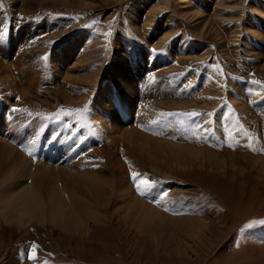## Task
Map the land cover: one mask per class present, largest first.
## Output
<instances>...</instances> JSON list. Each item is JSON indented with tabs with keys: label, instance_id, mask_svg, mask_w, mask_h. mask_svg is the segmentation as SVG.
<instances>
[{
	"label": "rangeland",
	"instance_id": "1",
	"mask_svg": "<svg viewBox=\"0 0 264 264\" xmlns=\"http://www.w3.org/2000/svg\"><path fill=\"white\" fill-rule=\"evenodd\" d=\"M0 27V139L23 149L34 127L19 121L43 115L84 168L160 213L137 229L112 199L84 239L2 224L0 264H264V224L246 226L264 220V0H0ZM62 107L82 112L56 120ZM144 135L169 147L148 152ZM133 172L155 182L143 195Z\"/></svg>",
	"mask_w": 264,
	"mask_h": 264
},
{
	"label": "bare ground",
	"instance_id": "2",
	"mask_svg": "<svg viewBox=\"0 0 264 264\" xmlns=\"http://www.w3.org/2000/svg\"><path fill=\"white\" fill-rule=\"evenodd\" d=\"M20 39L21 42L23 40L21 35ZM69 51L67 50V53L65 52L66 57H70ZM71 51L73 52V48ZM27 52L30 53V51ZM11 65H14V63H11ZM8 67L9 64L3 66L1 72L3 73V78L9 74ZM28 68L30 69L29 66ZM124 68H126L125 71ZM127 68V64L125 66L122 65L123 72L129 76L130 73L129 70L127 73ZM23 70V68H20V72ZM30 71L26 69V71H23L25 74H22L28 81L31 74L35 73ZM31 77L34 79V76ZM32 79L29 83L32 85H29L25 80L26 86L25 84L24 86L26 89L22 90H27V86H34L36 80L34 79L33 81ZM129 85H131L130 80ZM35 87L37 86L35 85ZM31 100L30 98L28 101ZM123 103L124 106H128V101H123ZM105 106H108V108L104 112L110 116L112 122L117 124L118 118L113 117L114 106L111 103ZM94 109L93 111L96 114L97 110ZM1 114L2 110L0 108V118L2 116ZM15 116L18 120L21 118V115ZM31 117H27L26 119L22 118L19 121L20 124H23L31 120L29 127H34L29 133L27 142L25 143L23 140V149H19L20 147L15 148L12 146V142L9 143V141L0 139V231L2 228H5L4 226L15 229H25L33 225L40 227L50 226L52 228H59L66 233L79 234V237H83L82 239H84V237L88 236L89 231L86 227V222H103L104 218H106L103 209L106 208L107 203L110 204L109 201L112 199L114 200H112L114 202L112 213L124 212L126 216L124 213L122 214L126 217V221L130 222V224L133 223L137 229H142L144 226L150 225V223L152 224L157 218H160V213H157L152 207L146 205L141 199L136 198L134 194L132 195L130 192L132 190L127 191L128 189L122 187L121 184L116 185L114 180L109 178L114 174L112 175L111 173L112 176L107 177L105 173L106 176L104 174L101 175L102 173L97 174L95 172L96 169H92L93 167L90 169L84 168L83 166L89 164L90 160L82 159L81 157L76 158L77 153H74L73 149L79 146V140L74 141L71 145L72 148L68 149L67 144L71 136L69 134L66 135V131H61V129L55 132L50 131L52 124L48 122L52 120L50 119L49 121L43 115H34ZM43 127L44 130H42ZM129 129H126V131L124 129L125 132H123L125 139L131 140L132 144L135 138L141 136H131L132 132ZM18 131H16L11 140H16L15 136L18 135ZM95 132L98 134L97 131ZM96 136H99V138L102 137L101 135ZM146 137H144L143 142L146 145L143 144L145 146L143 149L146 148L148 152H150V149L164 151V148L167 146V144L164 146L155 141L150 142V138L148 139ZM170 147L167 150L165 149V151H167L166 153L170 158L175 160L174 162H176L175 158L186 159L176 144ZM180 162H177L179 163L178 165L184 163V161L182 163ZM60 163H63V166L61 165L60 167ZM186 163L188 164L189 162ZM153 197L159 198L157 194Z\"/></svg>",
	"mask_w": 264,
	"mask_h": 264
},
{
	"label": "snow or ice",
	"instance_id": "3",
	"mask_svg": "<svg viewBox=\"0 0 264 264\" xmlns=\"http://www.w3.org/2000/svg\"><path fill=\"white\" fill-rule=\"evenodd\" d=\"M7 32L8 30L6 28H2L0 27V39H3L4 36L7 35ZM153 52H155L156 50L153 49L152 50ZM254 83L256 84H261L260 81H253ZM13 111H20V109H13ZM82 112V109H79V108H75V109H64L63 107L60 108L57 113L54 114V117L56 120H60L61 119V115H67V116H72L73 114H75L77 116V118L80 117V114ZM162 115L164 116H176V115H182V116H186V117H196V116H200L202 115L201 113H198V112H195V111H192V112H188V113H162ZM247 147H252V144H248ZM31 155V153H29ZM131 177L133 179L134 182H136V187L138 190L141 191V194L143 195L145 190L147 189H150L153 184L155 182H149L147 180V178H144L143 177V174L141 173H136V172H133L131 173ZM255 223H260V224H264V220H260V221H253L251 222L249 225H246L247 227H251L252 224H255ZM32 247V250H33V253L32 255L29 257L30 259H36V256H35V249H36V245L35 244H32L31 245Z\"/></svg>",
	"mask_w": 264,
	"mask_h": 264
}]
</instances>
